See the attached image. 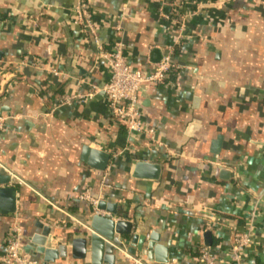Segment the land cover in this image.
I'll return each mask as SVG.
<instances>
[{"label": "crops", "instance_id": "obj_1", "mask_svg": "<svg viewBox=\"0 0 264 264\" xmlns=\"http://www.w3.org/2000/svg\"><path fill=\"white\" fill-rule=\"evenodd\" d=\"M73 5L0 0V174L19 194L15 212L0 215V247L14 223L23 246L38 224L71 238L89 231L92 208L78 200L89 190L134 234H154L166 264H191L202 247L228 264L244 233V264H264V0H91L96 34L86 40ZM116 42L141 71L172 53L169 79L139 91L160 147L111 119L98 52ZM26 57L32 65L19 69ZM84 146L110 155L105 170L81 161ZM134 161L158 164V180L132 178ZM140 245L129 238L115 264L145 258Z\"/></svg>", "mask_w": 264, "mask_h": 264}, {"label": "built area", "instance_id": "obj_2", "mask_svg": "<svg viewBox=\"0 0 264 264\" xmlns=\"http://www.w3.org/2000/svg\"><path fill=\"white\" fill-rule=\"evenodd\" d=\"M230 1L238 2L241 0ZM90 2L91 0H74L71 11V23L80 27L83 39L85 40L88 36L95 39L96 34ZM98 59L109 71V78L103 85L102 92L105 96L111 119L115 123L124 126L128 136L142 137L149 145L160 147L159 142L155 138V130L144 120L139 100V91L144 84L161 83L169 79L170 74L176 70V66L172 61V53L169 52L158 63L153 64L148 71H141L130 65V62L124 55L123 45L120 42L114 43L107 50L102 47L99 48ZM30 65L32 63L28 57L18 64L19 69ZM19 69L16 72H19ZM50 75L59 77L60 74L57 70L51 69ZM3 130L4 123L0 120V133ZM78 200L86 202L91 206L92 216L99 215L100 211L96 209L98 201L91 196L89 190H85L79 194ZM221 222L217 221L213 225L220 226ZM251 243L249 233L235 235L233 244L230 247V262L228 264H244L242 252ZM118 251L121 252V250ZM0 264H39L37 260L24 253L21 230L16 223L11 224L6 230L3 245L0 247ZM132 264L153 263L147 258H139L134 259ZM170 264L180 263L172 260ZM191 264L218 263L210 248L202 247L198 250V255L193 257Z\"/></svg>", "mask_w": 264, "mask_h": 264}, {"label": "water", "instance_id": "obj_3", "mask_svg": "<svg viewBox=\"0 0 264 264\" xmlns=\"http://www.w3.org/2000/svg\"><path fill=\"white\" fill-rule=\"evenodd\" d=\"M219 144L220 140L215 142V152ZM109 159L110 155L103 151L87 146L82 148L81 161L95 170H105ZM160 170L158 164L134 161L130 175L135 179L156 181ZM18 197L19 194L10 184L9 177L0 174L1 216L15 212ZM96 209L106 211L110 216H91L88 223L89 231L80 236L73 235L71 238L69 234H57L51 226L38 224L41 231L27 238L23 246L24 253L37 260L39 264H115L117 251L125 248L126 241L130 238L132 244L141 243L137 249L140 256L157 264L167 263L168 248L155 244L157 238L154 234L151 237L134 234L133 224L126 221L124 215L118 214L115 206H108L104 201L98 202ZM204 236L208 242L211 240L210 232H205ZM126 251L135 255L132 247L126 248Z\"/></svg>", "mask_w": 264, "mask_h": 264}, {"label": "trees", "instance_id": "obj_4", "mask_svg": "<svg viewBox=\"0 0 264 264\" xmlns=\"http://www.w3.org/2000/svg\"><path fill=\"white\" fill-rule=\"evenodd\" d=\"M115 123V122H114ZM117 124V123H116ZM119 125V124H118ZM121 128H123L124 130H125V128H124V126H122V125H119ZM126 131V130H125ZM194 256L196 255L197 256V253H194L193 254Z\"/></svg>", "mask_w": 264, "mask_h": 264}]
</instances>
